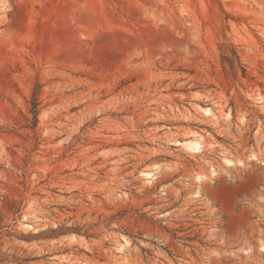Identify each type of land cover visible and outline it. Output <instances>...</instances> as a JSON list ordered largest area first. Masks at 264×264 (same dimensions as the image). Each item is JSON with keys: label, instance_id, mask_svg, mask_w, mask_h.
I'll list each match as a JSON object with an SVG mask.
<instances>
[{"label": "rangeland", "instance_id": "1", "mask_svg": "<svg viewBox=\"0 0 264 264\" xmlns=\"http://www.w3.org/2000/svg\"><path fill=\"white\" fill-rule=\"evenodd\" d=\"M263 245L264 0H0V264H264Z\"/></svg>", "mask_w": 264, "mask_h": 264}, {"label": "trees", "instance_id": "2", "mask_svg": "<svg viewBox=\"0 0 264 264\" xmlns=\"http://www.w3.org/2000/svg\"><path fill=\"white\" fill-rule=\"evenodd\" d=\"M223 52L221 54V60L222 64L224 66H228L231 72L234 74L235 77H237L239 71L242 72V75H245L246 69L244 64L241 62V59L235 50L234 47L224 45L223 46ZM32 108H31V113H32V118L28 119L29 121V126L31 128H34L37 123H38V114H39V98H38V90L36 89L33 92L32 96ZM60 230H54L53 233H58ZM61 231H64L61 229Z\"/></svg>", "mask_w": 264, "mask_h": 264}, {"label": "bare ground", "instance_id": "3", "mask_svg": "<svg viewBox=\"0 0 264 264\" xmlns=\"http://www.w3.org/2000/svg\"><path fill=\"white\" fill-rule=\"evenodd\" d=\"M208 113H211L212 114V110H211V108H208L207 110H206ZM201 142L200 141H198V140H190V141H187V142H185V145H186V147L188 148V149H200V147H201ZM225 162L227 163V165H235V164H242L243 162L242 161H238V162H236L234 159H232V158H230V157H225ZM144 174L147 176V177H150V178H152V177H154V175H155V172H152V171H147V172H144ZM263 250H264V245H263Z\"/></svg>", "mask_w": 264, "mask_h": 264}]
</instances>
